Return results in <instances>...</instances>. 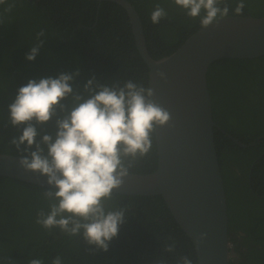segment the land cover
<instances>
[{"label": "trees", "instance_id": "16d2710c", "mask_svg": "<svg viewBox=\"0 0 264 264\" xmlns=\"http://www.w3.org/2000/svg\"><path fill=\"white\" fill-rule=\"evenodd\" d=\"M126 1L139 15L146 49L154 60L173 53L201 28L199 19L189 18L173 0ZM227 2L234 9L238 0ZM244 2L239 16L264 15V0ZM12 3L15 7L6 12ZM157 4L168 15L153 24L150 14ZM0 20L1 154L18 156L10 141L22 129L9 123L8 106L30 79L56 78L79 69L72 86L81 93L93 77L100 84L131 79L148 87V68L135 47L127 13L113 2L6 0L0 4ZM41 30L46 34L44 44L35 60L28 61L26 54ZM206 83L218 127L213 128V138L226 198L228 238L237 254L229 264H264V55L218 60L209 65ZM37 127L41 136H55L57 130L55 118ZM156 164L153 136L151 151L138 158L129 173L148 174ZM44 188L0 177V264H29L37 258L51 264L56 256L63 264H155L161 258L177 264L185 255L197 264L191 241L159 196L114 194L110 206L127 207L128 212L105 252L87 244L83 236H69L59 228L49 231L36 223L38 211L47 209ZM171 240L177 242L176 250L165 252Z\"/></svg>", "mask_w": 264, "mask_h": 264}, {"label": "clouds", "instance_id": "9594fccd", "mask_svg": "<svg viewBox=\"0 0 264 264\" xmlns=\"http://www.w3.org/2000/svg\"><path fill=\"white\" fill-rule=\"evenodd\" d=\"M5 2L0 0V4ZM173 3L189 18H198L202 28L219 26L230 14L242 15L245 7L244 0H238L234 9L227 0ZM13 7L14 3L9 4L5 11L10 12ZM167 15L157 4L150 20L159 24ZM36 36V43L25 57L28 61H34L38 55L45 31ZM79 74L77 69L56 78L30 79L18 89L8 112L9 123L22 129V134L13 137L10 144L15 146L20 168L46 177L49 185L43 191L47 209L38 211L36 223L49 231L59 228L69 236H83L87 244L107 252L128 212L127 207L110 206L114 190L122 187L133 163L151 151L157 129L168 126L172 117L154 99L151 87L131 79L122 84L119 80L100 84L93 77L81 93L72 86ZM155 75L160 80L167 79L162 70L157 69ZM53 118L55 136H41L37 126L42 127ZM203 238L202 234L199 239ZM176 243L171 240L164 251L175 252ZM29 264L43 261L31 259ZM51 264H63L61 257L56 256ZM155 264L166 262L161 258ZM177 264L193 262L185 255Z\"/></svg>", "mask_w": 264, "mask_h": 264}, {"label": "water", "instance_id": "95a60500", "mask_svg": "<svg viewBox=\"0 0 264 264\" xmlns=\"http://www.w3.org/2000/svg\"><path fill=\"white\" fill-rule=\"evenodd\" d=\"M91 1L113 2L126 11L135 47L148 68L147 85L172 117L168 126L154 134L155 170L129 173L114 193L159 196L191 241L197 264H229L234 252L228 238L226 198L213 138V128L218 127L212 118L206 72L218 60L264 55V15L229 16L219 26L201 27L173 53L154 60L147 52L139 15L128 1ZM157 69L167 74L166 80L156 77ZM0 177L49 187L46 177L21 169L14 155L0 153Z\"/></svg>", "mask_w": 264, "mask_h": 264}, {"label": "flooded vegetation", "instance_id": "af4514ba", "mask_svg": "<svg viewBox=\"0 0 264 264\" xmlns=\"http://www.w3.org/2000/svg\"><path fill=\"white\" fill-rule=\"evenodd\" d=\"M235 257H237V254L236 253H233L231 259H234Z\"/></svg>", "mask_w": 264, "mask_h": 264}]
</instances>
